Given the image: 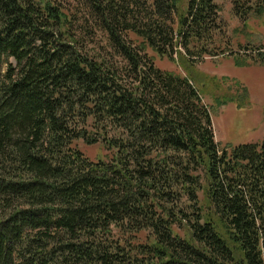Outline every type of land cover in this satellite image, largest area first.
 Segmentation results:
<instances>
[{
    "label": "trees",
    "instance_id": "trees-1",
    "mask_svg": "<svg viewBox=\"0 0 264 264\" xmlns=\"http://www.w3.org/2000/svg\"><path fill=\"white\" fill-rule=\"evenodd\" d=\"M218 16L215 0H0V264H264V140L222 148L193 71L229 53Z\"/></svg>",
    "mask_w": 264,
    "mask_h": 264
},
{
    "label": "rangeland",
    "instance_id": "rangeland-1",
    "mask_svg": "<svg viewBox=\"0 0 264 264\" xmlns=\"http://www.w3.org/2000/svg\"><path fill=\"white\" fill-rule=\"evenodd\" d=\"M215 1L222 31L215 32L214 40L217 45L221 44V50L229 53L218 57H194L193 71L208 79L202 78L206 88L203 96L212 113L215 137L220 146L233 149L259 144L264 140V62L257 49L263 48L261 52L264 53V0L252 4L263 12L254 10L245 19L236 15L231 0ZM152 56L158 67L188 76L189 71L181 63L180 66L177 56L176 62L154 53ZM198 87L201 88V84ZM80 147L92 160H106L111 155L103 144L87 146L81 143Z\"/></svg>",
    "mask_w": 264,
    "mask_h": 264
}]
</instances>
